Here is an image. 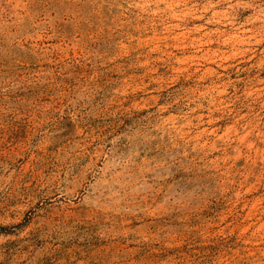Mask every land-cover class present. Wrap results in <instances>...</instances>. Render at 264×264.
Segmentation results:
<instances>
[{"label":"rangeland","instance_id":"obj_1","mask_svg":"<svg viewBox=\"0 0 264 264\" xmlns=\"http://www.w3.org/2000/svg\"><path fill=\"white\" fill-rule=\"evenodd\" d=\"M0 264H264V0H0Z\"/></svg>","mask_w":264,"mask_h":264}]
</instances>
